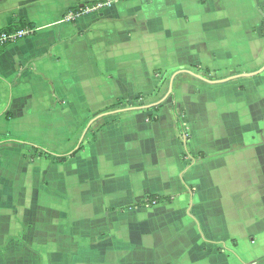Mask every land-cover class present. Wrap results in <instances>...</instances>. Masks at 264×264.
<instances>
[{
    "label": "crops",
    "instance_id": "0c3cea01",
    "mask_svg": "<svg viewBox=\"0 0 264 264\" xmlns=\"http://www.w3.org/2000/svg\"><path fill=\"white\" fill-rule=\"evenodd\" d=\"M98 3L76 20L65 17ZM20 27L35 33L0 51V111L8 106L16 134L0 139L10 181L31 177V168L40 174L41 161L71 166L62 174L67 220L84 224L94 222L99 203L102 221L128 209L170 208L167 223L145 236L144 263L129 264H264V0H0V29ZM139 96L146 106H127ZM71 106L107 116L97 139L89 134L67 151L36 142L40 128L55 126L51 111ZM76 150L62 164L45 153ZM120 173L133 178L119 181ZM33 181L22 183L34 203L27 210L0 199V263L58 264L56 255L67 252L56 248L74 245L56 239L66 213L56 205V183ZM148 194L173 203L140 205ZM220 238L228 254L215 245ZM107 254L127 264L119 247Z\"/></svg>",
    "mask_w": 264,
    "mask_h": 264
},
{
    "label": "rangeland",
    "instance_id": "374dc122",
    "mask_svg": "<svg viewBox=\"0 0 264 264\" xmlns=\"http://www.w3.org/2000/svg\"><path fill=\"white\" fill-rule=\"evenodd\" d=\"M144 97V96H143ZM164 98V94H157V100ZM169 97V96H168ZM147 101L145 98L136 97L130 100L127 105V100L119 101L115 106H146L144 105ZM159 102L158 104H160ZM175 104V103H174ZM112 108V107H111ZM113 107L111 110H114ZM71 111V112H70ZM70 111L63 110L61 114L60 111H51L52 118L51 123L53 122L55 126L51 131H42L40 128L34 139L39 144L45 145L54 151H67L73 148L78 142L79 145H82L86 142L89 134L90 141L97 139L96 135L100 132L102 128V121L105 120L106 117H99L101 114L97 112L93 115H89L78 108V106H71ZM107 112V111H106ZM104 112V113H106ZM109 112V111H108ZM70 114V116H69ZM10 111L8 106L0 111V139L4 138L11 134L12 136H16L15 131H13V127L11 123L8 122L10 118ZM67 115L68 117H65ZM73 115L75 118H73ZM97 116V117H95ZM113 116V115H112ZM62 125H57L56 120L62 122ZM71 123V124H69ZM59 129L61 133L59 134ZM4 144V143H2ZM0 144V145H2ZM3 164V160L0 162V199H5L7 201L15 200L19 203V208L23 210L28 209L29 206H33L34 203L32 201L27 200V196L29 193L27 189L23 186L24 184L32 183L33 179H38L39 183H44L46 187H49L50 184L56 183V194L60 192L58 196H56V205L61 207V210H64L66 213L56 221V239L66 240L65 242L72 241L74 244L72 248L67 245H62L64 247L56 248V252L65 251L67 254L56 255V262L58 264H113L117 262L116 256H108L107 252L111 250H116L119 247V250L123 252L125 262L127 264L132 262H137L139 258L142 259L141 263H144L143 258H145V247L147 242V235L154 233L155 229L165 221L169 220L167 218L172 213L171 209L168 207H160L159 209H140L135 210L128 209L123 211V215L115 216L111 215L110 219H107L105 216V220L102 221L100 216L103 212V205L99 203V205L94 209V222L89 224H84L83 221L77 220L76 217L70 216V220H67V216L71 215L68 213V209L65 208L66 205L69 204V200H67V185L63 181L65 179L62 177V174L67 170L71 172V166L69 165H54L51 161H41L35 164L36 167L40 166L41 173L36 174L34 176L33 169L31 168V177L25 174L24 179H19L17 182H12L7 178L5 173V168ZM74 167V165H72ZM46 170H50L51 176H54L53 179L50 176H47ZM28 171V170H27ZM56 175H55V174ZM47 178V179H46ZM116 178L120 181L125 180L126 182H130L132 180V174H121L116 176ZM112 179V178H110ZM49 180L51 181L49 184ZM68 181H74L73 177L67 178ZM34 182V181H33ZM59 186L62 187L63 190L58 191L57 188ZM126 195L135 196V190L133 188H129L127 186ZM42 193L37 192L38 201L42 202L43 198L41 197ZM69 194V192H68ZM141 194V193H140ZM138 196V192L136 193ZM65 198L64 201H62ZM67 198V199H66ZM62 202H64L62 204ZM30 203V204H27ZM164 219V220H163ZM163 220V222H161ZM126 232V233H124ZM216 244L219 245V251L228 254L226 247L225 239L215 240ZM230 242V240H227ZM70 248V249H69ZM163 248H160L158 251L159 262H166L167 256L164 254ZM155 251V250H152ZM60 254V253H56ZM29 261L33 262L32 257L29 258ZM0 264H8L7 261L2 260ZM22 264V262H20ZM23 264H25L23 262Z\"/></svg>",
    "mask_w": 264,
    "mask_h": 264
},
{
    "label": "trees",
    "instance_id": "16d2710c",
    "mask_svg": "<svg viewBox=\"0 0 264 264\" xmlns=\"http://www.w3.org/2000/svg\"><path fill=\"white\" fill-rule=\"evenodd\" d=\"M15 21H18L17 19ZM21 23V26H25L27 25L26 23L22 22V21H18ZM142 97V96H140ZM172 97H174L172 95ZM173 112H174V116L176 119V124H177V129L178 132L180 134L183 133L184 127H183V122H182V118L181 115L179 114L177 107L174 105L173 107ZM150 120L151 121H156L157 117L155 116H150ZM3 141H9V139H5ZM17 141H22L21 138H18ZM81 149V148H80ZM78 150L73 151L72 153H59V152H51V151H45V153L48 155V158H51L53 160L54 163L56 164H62L65 163L69 160L70 157H74L76 155ZM161 202H166V203H173V197L172 196H161L158 194H148L145 199L140 202V205H147L148 207H153L155 204L157 203H161Z\"/></svg>",
    "mask_w": 264,
    "mask_h": 264
},
{
    "label": "built area",
    "instance_id": "2783aa9c",
    "mask_svg": "<svg viewBox=\"0 0 264 264\" xmlns=\"http://www.w3.org/2000/svg\"><path fill=\"white\" fill-rule=\"evenodd\" d=\"M104 6L103 3L95 4L94 6H85L81 7L78 10H74L66 14L67 20H76L78 17L84 14H88L92 11H96L101 9ZM35 33V28L32 27H24V28H16L13 31H8L5 29H0V51L4 49L8 44L24 37L33 35Z\"/></svg>",
    "mask_w": 264,
    "mask_h": 264
},
{
    "label": "water",
    "instance_id": "95a60500",
    "mask_svg": "<svg viewBox=\"0 0 264 264\" xmlns=\"http://www.w3.org/2000/svg\"><path fill=\"white\" fill-rule=\"evenodd\" d=\"M199 78H201L202 80H205V81H210V80H208L207 78H204L203 76H201V75H198V74H196ZM171 89H173V86L171 85Z\"/></svg>",
    "mask_w": 264,
    "mask_h": 264
}]
</instances>
